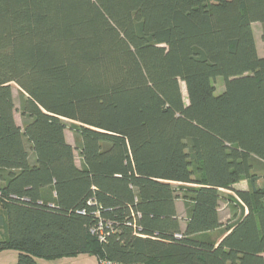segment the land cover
Here are the masks:
<instances>
[{
	"label": "trees",
	"instance_id": "trees-1",
	"mask_svg": "<svg viewBox=\"0 0 264 264\" xmlns=\"http://www.w3.org/2000/svg\"><path fill=\"white\" fill-rule=\"evenodd\" d=\"M254 23L264 42V0H0V253L264 264ZM224 190L239 202L215 245Z\"/></svg>",
	"mask_w": 264,
	"mask_h": 264
},
{
	"label": "crops",
	"instance_id": "crops-1",
	"mask_svg": "<svg viewBox=\"0 0 264 264\" xmlns=\"http://www.w3.org/2000/svg\"><path fill=\"white\" fill-rule=\"evenodd\" d=\"M17 120V118H16ZM18 122V121H17ZM19 123V122H18ZM66 138L68 140L69 143H71L66 135ZM72 144V143H71ZM240 183L235 184V188L239 189V190H246L248 188L247 185H244V187L242 186L241 188H239L238 186ZM0 185H1V181H0ZM225 192H227L228 194L224 193V200H222L221 202V208H220V212H221V221L223 223V225L213 231L207 232L205 236L206 239L212 241L213 243H215V245H218L222 239L227 235L228 232H226L225 230V226L226 224L230 223L231 221H234L235 219H233V215H234V210H233V205H236V203L231 202L228 197L232 196L233 198H235L236 201L239 202V198L237 197L236 193L232 190H224ZM176 207H177V212L179 215V219L181 222V227L185 228L186 227V212H185V204L184 201L179 198L176 201ZM240 210H237V216L239 215ZM247 212V209H246ZM5 252H9V257H13L14 260L18 261V256L19 253L15 250H6L1 252L5 253ZM8 254V253H5ZM14 260L9 264H17V262H14ZM38 262L40 264H99V260L96 256L94 255H90L87 253H82L79 254L77 256L74 257H63V258H58V259H53V260H46V259H38ZM0 264H6V263H0Z\"/></svg>",
	"mask_w": 264,
	"mask_h": 264
},
{
	"label": "rangeland",
	"instance_id": "rangeland-1",
	"mask_svg": "<svg viewBox=\"0 0 264 264\" xmlns=\"http://www.w3.org/2000/svg\"><path fill=\"white\" fill-rule=\"evenodd\" d=\"M253 29H254V34L256 37V41H257V47H258L259 55L264 56V42L262 39V25H261V23H254ZM215 85L217 87V93L220 94L222 92V90H224V79L222 77H218L215 80ZM12 88H13V95H14V100H15V105H16L15 117L17 118V121L19 122V124L22 125L23 119H22V116L20 114V106H21V98H22L23 92L20 89V87L16 84H12ZM182 90H183V94L186 98L187 97V90H186V86L184 83H182ZM68 124L70 125L71 122H68ZM69 125H68V129L66 130V135H67L69 141L75 146L76 145V139H75L76 135H75V132L70 129ZM76 158H77V163L80 164V155H79L78 151H76ZM260 183H263L262 180L260 181ZM239 185H240V186H238L239 188H241L242 186L244 187V185H247V181L243 180L240 182ZM223 193L228 194L225 191H223ZM5 253H8V254H5ZM5 253L0 254V263L9 264L11 262V259L13 261L14 258L8 256L9 252H5ZM14 262H17V261L14 260Z\"/></svg>",
	"mask_w": 264,
	"mask_h": 264
},
{
	"label": "built area",
	"instance_id": "built-area-1",
	"mask_svg": "<svg viewBox=\"0 0 264 264\" xmlns=\"http://www.w3.org/2000/svg\"><path fill=\"white\" fill-rule=\"evenodd\" d=\"M99 264H123V263L108 258H104L99 260Z\"/></svg>",
	"mask_w": 264,
	"mask_h": 264
},
{
	"label": "water",
	"instance_id": "water-1",
	"mask_svg": "<svg viewBox=\"0 0 264 264\" xmlns=\"http://www.w3.org/2000/svg\"><path fill=\"white\" fill-rule=\"evenodd\" d=\"M52 206V205H51Z\"/></svg>",
	"mask_w": 264,
	"mask_h": 264
}]
</instances>
